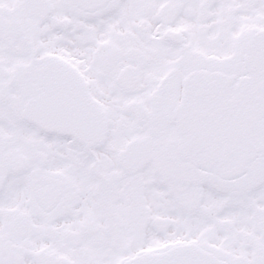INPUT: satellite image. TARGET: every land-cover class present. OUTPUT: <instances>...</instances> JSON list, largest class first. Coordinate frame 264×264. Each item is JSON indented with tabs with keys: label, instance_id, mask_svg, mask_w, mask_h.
Segmentation results:
<instances>
[{
	"label": "snow or ice",
	"instance_id": "6c2138e0",
	"mask_svg": "<svg viewBox=\"0 0 264 264\" xmlns=\"http://www.w3.org/2000/svg\"><path fill=\"white\" fill-rule=\"evenodd\" d=\"M0 264H264V0H0Z\"/></svg>",
	"mask_w": 264,
	"mask_h": 264
}]
</instances>
